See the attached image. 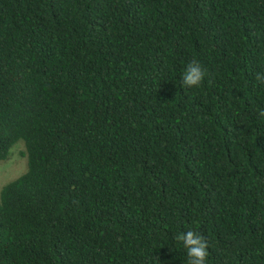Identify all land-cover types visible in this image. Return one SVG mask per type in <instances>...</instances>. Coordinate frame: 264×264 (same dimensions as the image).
Instances as JSON below:
<instances>
[{"label": "trees", "instance_id": "trees-1", "mask_svg": "<svg viewBox=\"0 0 264 264\" xmlns=\"http://www.w3.org/2000/svg\"><path fill=\"white\" fill-rule=\"evenodd\" d=\"M256 73L264 0H0V264H264Z\"/></svg>", "mask_w": 264, "mask_h": 264}, {"label": "clouds", "instance_id": "clouds-1", "mask_svg": "<svg viewBox=\"0 0 264 264\" xmlns=\"http://www.w3.org/2000/svg\"><path fill=\"white\" fill-rule=\"evenodd\" d=\"M205 70L197 61L189 62L181 76L182 85L185 87H197L205 77ZM255 79L264 84V73H256ZM264 116V111L260 113ZM176 239L182 242L188 257L187 264H206L208 256V243L206 239L199 233L192 230L186 233H180Z\"/></svg>", "mask_w": 264, "mask_h": 264}, {"label": "rangeland", "instance_id": "rangeland-1", "mask_svg": "<svg viewBox=\"0 0 264 264\" xmlns=\"http://www.w3.org/2000/svg\"><path fill=\"white\" fill-rule=\"evenodd\" d=\"M24 152L23 144L20 142L13 148L10 157L0 162V190L26 171L27 161Z\"/></svg>", "mask_w": 264, "mask_h": 264}]
</instances>
